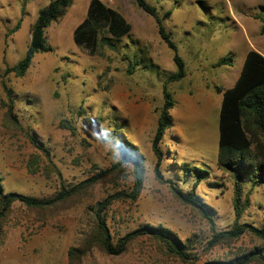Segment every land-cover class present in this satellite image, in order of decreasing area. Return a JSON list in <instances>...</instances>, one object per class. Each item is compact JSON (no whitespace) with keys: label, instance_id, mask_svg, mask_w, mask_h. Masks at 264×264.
<instances>
[{"label":"rangeland","instance_id":"1","mask_svg":"<svg viewBox=\"0 0 264 264\" xmlns=\"http://www.w3.org/2000/svg\"><path fill=\"white\" fill-rule=\"evenodd\" d=\"M50 1L28 0L19 30L10 33L20 18L21 0H0V186L5 193L52 199L62 187L120 167L49 209L15 203L1 224L0 264H70L68 251L93 227L96 204L133 189L134 164L121 163L124 144L138 154L143 181L134 202L114 200L108 207L105 223L112 242L143 225L160 226L183 243L190 241L192 258L184 262L168 256L153 239L140 237L119 256L94 249L79 264H228L249 252L264 256V242L248 232L209 246L211 223L217 232L234 222L264 230V176L257 186L243 182L239 197L244 208L237 218L234 179L217 165L222 99L217 89L232 87L240 76L247 41H260L253 47L264 50L256 19L264 22V0H145L160 17L170 11L162 23L185 64V77L166 86L174 105L160 144L159 172L183 193L193 191L212 222L182 205L170 185L156 178L151 141L163 105L162 87L176 66L154 20L134 0H102L129 27L126 36L112 40L115 49L74 42L90 0H72L64 16L45 31L51 52L36 54L21 78L5 73L24 56L37 12ZM228 58L230 66H217ZM193 167L207 172L198 183Z\"/></svg>","mask_w":264,"mask_h":264},{"label":"trees","instance_id":"2","mask_svg":"<svg viewBox=\"0 0 264 264\" xmlns=\"http://www.w3.org/2000/svg\"><path fill=\"white\" fill-rule=\"evenodd\" d=\"M27 2L28 0H21L20 18L13 29L10 30V33H15L19 30L23 17L26 15ZM134 2L139 9L154 20L158 35L167 48L173 52V62L176 66V71L164 81L162 87L163 105L160 109L157 126L151 141L152 152L156 158L154 169L156 178L159 182H165L170 185L171 192L182 205L191 208L206 220L212 222L205 206L199 201L193 191L183 193L175 188L172 182L163 181V177L159 172V165L162 160L160 144L165 131L171 125L172 120L169 113L174 105L166 86L170 82H177L185 77V64L177 54L176 46L171 40V34L165 30L162 23L164 18L170 16V11L160 17L156 8L149 5L145 0H134ZM71 4L72 0H51L48 5L38 10L24 56L14 66L7 67L5 73H12L15 77L21 78L30 68L36 54L51 52L45 31L53 22L64 16ZM256 19L261 23L259 33L264 34V22L257 17ZM128 31V25L116 11L107 7L102 0H90L86 17L74 31V42L79 46L88 48L95 44H103L115 49L117 41L112 40L121 39L126 36ZM231 62L230 58L222 59L217 63V66H230ZM217 90L222 95L218 112L217 165L222 170L229 172L234 179V210L236 217L239 218L244 208L240 204L239 197L243 182L248 180L252 186H257L262 182L264 176V58L257 51L249 50L245 55L240 76L233 86L228 89ZM28 139L36 149L42 152L47 160H50L49 152L46 149L40 147L32 136L29 135ZM121 151L124 156L121 163L130 160L134 164L133 189L130 193L118 192L96 204L92 210L93 227L85 234L78 246L69 249V263L79 264L81 259L94 249L108 256H119L133 241L140 237L153 239L168 256L176 257L184 262L190 260L192 258L189 249L190 241L183 243L173 232L160 226L143 225L127 233L124 237L118 239L116 243L112 242V237L105 223V214L108 207L114 200L129 199L134 202L141 191L143 181V168L141 167L138 154L126 144H124L123 148L121 147ZM48 163L50 164V162ZM119 167V165H115L110 170H100L93 177L70 188L62 187L52 199H39L15 192L5 193L0 186V230L2 222L6 219L15 203H19L30 210L49 209L55 205L66 203L70 199L86 192L88 188L111 177ZM191 171L197 177V183L203 179L202 177L207 175L206 171L197 167H193ZM56 173L58 174V171ZM211 226L210 247L235 241L246 232L264 242V230H258L247 224L234 222L229 230L220 232L214 229L213 223H211ZM236 260V262L229 261L227 263L248 264L252 260H260L264 264V256L255 252L243 254L240 257H236ZM205 264H222V262L211 261Z\"/></svg>","mask_w":264,"mask_h":264},{"label":"crops","instance_id":"3","mask_svg":"<svg viewBox=\"0 0 264 264\" xmlns=\"http://www.w3.org/2000/svg\"><path fill=\"white\" fill-rule=\"evenodd\" d=\"M254 42H255V43H259L260 41H258V42H256V41H253V42H252V41H250V42L247 41V45H248V50H247V52H248L249 50H251V49H252V50H255L254 47H253ZM261 42L264 43V41H261ZM255 51H256V50H255ZM247 52H246V53H247ZM246 53L244 54V58H245ZM243 61H244V60H243ZM242 63H243V62H242Z\"/></svg>","mask_w":264,"mask_h":264},{"label":"built area","instance_id":"4","mask_svg":"<svg viewBox=\"0 0 264 264\" xmlns=\"http://www.w3.org/2000/svg\"><path fill=\"white\" fill-rule=\"evenodd\" d=\"M263 58H264V50L262 51H257Z\"/></svg>","mask_w":264,"mask_h":264}]
</instances>
